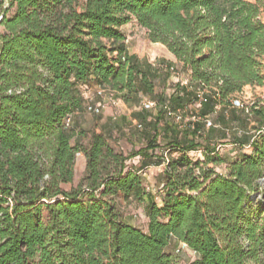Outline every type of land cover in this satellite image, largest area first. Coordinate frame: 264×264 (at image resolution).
I'll return each mask as SVG.
<instances>
[{"label":"trees","instance_id":"trees-1","mask_svg":"<svg viewBox=\"0 0 264 264\" xmlns=\"http://www.w3.org/2000/svg\"><path fill=\"white\" fill-rule=\"evenodd\" d=\"M84 1L0 0V264H180L173 240L196 255L189 264H264V100L250 108L258 128L235 160L197 142L207 113L264 86V0ZM132 22L195 87L186 103L179 84L166 107L202 106L155 164L165 165L160 203L107 135L65 125L86 111L93 82L127 103L153 94L122 30ZM157 138L131 158L149 159ZM225 163V174L209 167ZM117 199L144 206L147 231L123 221Z\"/></svg>","mask_w":264,"mask_h":264},{"label":"rangeland","instance_id":"rangeland-1","mask_svg":"<svg viewBox=\"0 0 264 264\" xmlns=\"http://www.w3.org/2000/svg\"><path fill=\"white\" fill-rule=\"evenodd\" d=\"M84 2V0H79L81 5ZM122 30L127 36V46L130 53L138 57L147 73H151L154 85L153 94L141 93L127 103L121 95H105L104 93L103 96H100L98 95V88H93L92 91L88 89L86 94L87 105H103L102 113L93 115L87 111L82 112L74 116L72 125L78 131H96L107 135L110 146L122 153L124 157L129 158L126 163L129 168L142 169L140 174L147 191L156 196L157 203H160L165 165L156 167L155 164L162 158L169 157V143L176 136L184 138L182 133L187 129L189 122L195 123L201 119L197 114L202 113V106L199 103L188 105L189 109L183 114L184 122L182 124L176 123L167 114V111L163 115L161 112L169 105L170 98L177 92L179 84L189 87L186 103L192 101L195 87L189 85L190 75L180 64L170 61L171 53L167 48L162 44L152 43L147 32L135 22L126 25ZM155 62L172 66L174 71H167L159 65L154 66ZM143 99L157 103L154 109L147 110V116L142 113L143 110L141 109ZM260 100H264V86H247L242 93L232 99L231 107H217V111L207 113V119L204 120L205 124L201 129L202 135L197 139V142L202 148L205 146L215 148L219 156L226 162L235 160L243 152L241 143L247 144L256 134L258 123L250 113V108ZM235 102H238L239 106L235 105ZM139 114L143 116H139ZM160 114L162 120L155 127V120ZM146 117L147 119H145ZM193 117L196 120H193ZM207 122H211L212 125L208 126ZM138 125H141L142 128L139 129ZM155 133L158 135L157 149L148 152L150 158L146 160L140 156L131 158L133 153L148 146ZM87 142L88 138H83V143L86 144ZM191 156L198 159L202 158L200 152H193ZM209 167L214 168L218 173H226V163L219 166L211 164ZM85 169L86 164L83 157H78L75 165L76 184L83 177ZM259 185L263 193L264 182L259 183ZM65 188L70 189V186ZM259 200L264 201L263 199ZM116 205L125 223L147 231L148 218L143 205L134 201L124 202L120 199L116 200ZM262 206L264 209L263 204ZM168 251L178 258L180 264H189L196 258L191 250L176 240L172 241Z\"/></svg>","mask_w":264,"mask_h":264},{"label":"built area","instance_id":"built-area-1","mask_svg":"<svg viewBox=\"0 0 264 264\" xmlns=\"http://www.w3.org/2000/svg\"><path fill=\"white\" fill-rule=\"evenodd\" d=\"M156 65H159V67L167 70V71H171L173 72L174 71V68L172 66H169L167 64H159L158 62H155L154 66ZM105 93V91L101 88H99V91H98V95L100 96H103ZM200 99L201 101H206L204 99V94L203 93H200ZM235 105H238L239 106V103L238 102H235ZM157 106V103L156 102H152V101H149L147 99H143L142 103H141V109L142 110H151V109H154L155 107ZM166 111H167V114L178 124H182L184 122V115L182 112L178 111V112H173L171 111L170 109H168L167 107H165ZM102 110H103V105L101 104H95V105H91V106H86V111L87 112H90L92 113L93 115H100L102 113ZM193 120H196L195 117H193ZM72 121H73V117L72 116H68L66 119H65V125L67 127L71 126L72 125ZM208 126H211V122H207ZM138 128L141 129L142 126L141 125H138ZM78 157H81L80 154H78ZM185 247H187L186 245H184Z\"/></svg>","mask_w":264,"mask_h":264},{"label":"crops","instance_id":"crops-1","mask_svg":"<svg viewBox=\"0 0 264 264\" xmlns=\"http://www.w3.org/2000/svg\"><path fill=\"white\" fill-rule=\"evenodd\" d=\"M170 61H172V62H175V63H177V60H176V58L171 54V56H170ZM93 88H100L96 83H92V84H90V87H89V89L92 91V89ZM81 157H83V156H81ZM83 159H84V162H85V164H86V159L83 157Z\"/></svg>","mask_w":264,"mask_h":264},{"label":"water","instance_id":"water-1","mask_svg":"<svg viewBox=\"0 0 264 264\" xmlns=\"http://www.w3.org/2000/svg\"><path fill=\"white\" fill-rule=\"evenodd\" d=\"M7 2H9V0H6ZM1 21H2V17L0 18V23H1ZM264 182V179H262L259 183H263ZM259 197V195L258 194H256L255 196H254V198L256 199V198H258Z\"/></svg>","mask_w":264,"mask_h":264}]
</instances>
